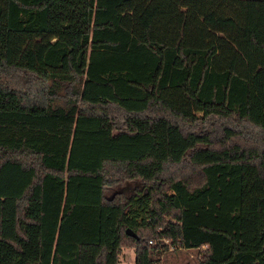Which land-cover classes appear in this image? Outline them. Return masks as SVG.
<instances>
[{
	"label": "trees",
	"instance_id": "16d2710c",
	"mask_svg": "<svg viewBox=\"0 0 264 264\" xmlns=\"http://www.w3.org/2000/svg\"><path fill=\"white\" fill-rule=\"evenodd\" d=\"M151 185L196 264H264V0H0V264H118Z\"/></svg>",
	"mask_w": 264,
	"mask_h": 264
},
{
	"label": "rangeland",
	"instance_id": "374dc122",
	"mask_svg": "<svg viewBox=\"0 0 264 264\" xmlns=\"http://www.w3.org/2000/svg\"><path fill=\"white\" fill-rule=\"evenodd\" d=\"M27 77L31 76L25 74ZM22 77L24 78L23 74ZM69 88H65L58 94V100L63 102L67 97ZM142 194H145L147 201V210L142 217L133 220L132 215L135 205L126 207L122 217L124 225H130L139 235L141 243H152L158 241L160 250L155 255V264H196L198 259V248L183 247L169 243V239L164 237L166 231H172L179 225L177 211L169 204L167 198L162 195L157 185H151L144 188ZM137 240L129 234L122 233L121 248L118 252V264H134V244ZM165 242V245H162ZM150 243V242H149Z\"/></svg>",
	"mask_w": 264,
	"mask_h": 264
},
{
	"label": "water",
	"instance_id": "95a60500",
	"mask_svg": "<svg viewBox=\"0 0 264 264\" xmlns=\"http://www.w3.org/2000/svg\"><path fill=\"white\" fill-rule=\"evenodd\" d=\"M125 232L129 235H132L135 239L139 238L138 233L130 226L125 227Z\"/></svg>",
	"mask_w": 264,
	"mask_h": 264
},
{
	"label": "built area",
	"instance_id": "2783aa9c",
	"mask_svg": "<svg viewBox=\"0 0 264 264\" xmlns=\"http://www.w3.org/2000/svg\"><path fill=\"white\" fill-rule=\"evenodd\" d=\"M152 240L151 239H149V242H151Z\"/></svg>",
	"mask_w": 264,
	"mask_h": 264
}]
</instances>
